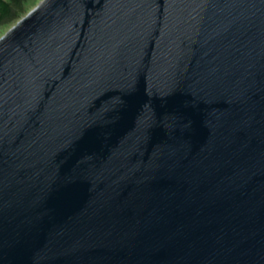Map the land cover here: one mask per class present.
Wrapping results in <instances>:
<instances>
[{
    "label": "water",
    "instance_id": "obj_1",
    "mask_svg": "<svg viewBox=\"0 0 264 264\" xmlns=\"http://www.w3.org/2000/svg\"><path fill=\"white\" fill-rule=\"evenodd\" d=\"M0 264H264V0H44L12 27Z\"/></svg>",
    "mask_w": 264,
    "mask_h": 264
},
{
    "label": "trees",
    "instance_id": "obj_2",
    "mask_svg": "<svg viewBox=\"0 0 264 264\" xmlns=\"http://www.w3.org/2000/svg\"><path fill=\"white\" fill-rule=\"evenodd\" d=\"M33 0H0V29L15 26L29 14Z\"/></svg>",
    "mask_w": 264,
    "mask_h": 264
},
{
    "label": "rangeland",
    "instance_id": "obj_3",
    "mask_svg": "<svg viewBox=\"0 0 264 264\" xmlns=\"http://www.w3.org/2000/svg\"><path fill=\"white\" fill-rule=\"evenodd\" d=\"M44 0H33L30 5H29V13L35 9L40 3H42ZM14 27V26H13ZM12 28V26H9V27H4L2 29H0V39L2 37H4L8 32L9 30Z\"/></svg>",
    "mask_w": 264,
    "mask_h": 264
}]
</instances>
